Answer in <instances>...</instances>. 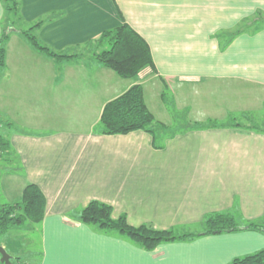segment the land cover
Wrapping results in <instances>:
<instances>
[{
  "label": "crops",
  "instance_id": "crops-1",
  "mask_svg": "<svg viewBox=\"0 0 264 264\" xmlns=\"http://www.w3.org/2000/svg\"><path fill=\"white\" fill-rule=\"evenodd\" d=\"M16 2L0 71V205L18 202L29 184L46 201L32 228L36 256L17 264H228L264 248L262 232L241 230L145 251L75 220L91 200L132 227L177 234H194L213 212L241 226L264 219V23L240 29L264 15V0ZM3 16L0 0V36ZM123 23L153 62L130 79L92 58L101 34ZM31 28L72 58L33 49L22 35ZM136 84L159 124L155 137L98 134L105 104ZM182 115L184 128L173 129Z\"/></svg>",
  "mask_w": 264,
  "mask_h": 264
},
{
  "label": "trees",
  "instance_id": "trees-1",
  "mask_svg": "<svg viewBox=\"0 0 264 264\" xmlns=\"http://www.w3.org/2000/svg\"><path fill=\"white\" fill-rule=\"evenodd\" d=\"M1 3L4 10L3 25L7 26L0 36V71L5 66L7 30L12 27L17 16L16 0H1ZM35 27L36 25L33 28ZM31 30L32 28L23 32L22 35L33 49L57 60L72 58L60 55L41 45ZM97 44L101 48L97 53H93V60L121 78H135L143 69L153 68L147 43L125 23L104 31ZM158 128L159 124L154 121L145 105L142 87L136 84L105 104L95 131L101 135H123L142 131L151 134L154 138ZM5 148L6 143L0 137V155ZM45 203V197L40 189L34 184H29L23 189L18 202L0 205V246L1 239L10 229L22 227L27 221L34 225L40 224L44 217ZM111 213L110 205L91 200L77 213L75 220L100 232L115 233L145 251H152L163 243L185 242L202 235H220L241 230L258 231L264 234V219L245 221L241 226L234 215L226 212L205 215L202 220V231L198 234H177L173 230H156L149 225L132 227L127 224L125 215L113 219ZM12 259L10 256V264H17L20 260L17 256H14L15 262H12ZM228 264H264V248L252 254L234 258Z\"/></svg>",
  "mask_w": 264,
  "mask_h": 264
},
{
  "label": "rangeland",
  "instance_id": "rangeland-1",
  "mask_svg": "<svg viewBox=\"0 0 264 264\" xmlns=\"http://www.w3.org/2000/svg\"><path fill=\"white\" fill-rule=\"evenodd\" d=\"M256 21L257 26L260 24H263L264 22V15L261 16H257V17H253L249 20H247L241 27L240 29H244V28H251L252 24ZM239 29V30H240ZM99 50H96L94 53H97ZM169 99H171L170 94L168 95ZM183 114V113H182ZM184 115V114H183ZM182 115V116H183ZM184 116L182 117V122H179V124L174 125V128H181L183 129L184 127V120H183ZM253 124V123H251ZM179 125V126H178ZM187 126V124H186ZM159 141V138H157ZM236 217V219L239 221V217H237L236 215H234ZM35 225L30 223L29 221H27L24 226L22 227H14L12 229L9 230V232L7 233V235H5L2 239H1V244L4 246V250L6 251V253L13 258L12 262H15L14 260V256H21L23 255V257H26L24 255H33V257L36 256L37 253V246L39 245V233L38 231H33L32 228ZM202 231V226H197L195 228H193L190 232H193L194 234H198ZM14 250L18 251V253L15 255L14 254ZM24 263H27L26 258L22 259ZM1 264V263H0ZM28 264V263H27Z\"/></svg>",
  "mask_w": 264,
  "mask_h": 264
},
{
  "label": "water",
  "instance_id": "water-1",
  "mask_svg": "<svg viewBox=\"0 0 264 264\" xmlns=\"http://www.w3.org/2000/svg\"><path fill=\"white\" fill-rule=\"evenodd\" d=\"M0 263L10 264V256L6 253L2 246H0Z\"/></svg>",
  "mask_w": 264,
  "mask_h": 264
}]
</instances>
